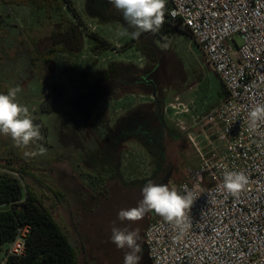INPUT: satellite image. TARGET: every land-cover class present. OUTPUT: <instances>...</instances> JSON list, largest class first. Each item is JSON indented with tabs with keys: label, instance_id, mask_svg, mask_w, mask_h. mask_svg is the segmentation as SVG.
<instances>
[{
	"label": "rangeland",
	"instance_id": "1",
	"mask_svg": "<svg viewBox=\"0 0 264 264\" xmlns=\"http://www.w3.org/2000/svg\"><path fill=\"white\" fill-rule=\"evenodd\" d=\"M69 1L71 6L58 0L60 10L49 12L22 6L0 9V16L8 13L15 24L40 26L44 22L46 38L39 48L61 49L54 56L55 64H50L59 84L71 82L77 98L87 91L92 99L89 108L81 103L73 107L70 104L69 110L75 109V113H67L68 117L56 116L55 110L45 115L47 129L42 131L41 138L47 135L57 150L56 144L68 139L70 132L83 136L98 119L109 117L110 127H115L114 120L123 118L124 111L129 110L136 114L135 125L139 128L145 125L151 110L159 108L171 132H164L162 142L152 152L141 142H127L123 147L119 141L109 143L105 153L110 157V167L95 169L93 178L83 175L87 184L96 188L94 191L86 188L84 195L77 193L72 198L69 191L68 198L57 189L64 195L61 202L47 201L55 220L68 228L73 242L86 247L88 255L84 257L94 264H124L123 249H118L110 239L112 228L133 226L143 235L157 214L149 212L141 220L131 222L120 221L119 211L136 207L142 199V188L149 181L160 184L172 171L169 181L164 183L171 187L184 181L189 170L199 167V156L188 135H197L200 129L191 125V118L210 114L225 98V89L186 29L170 24L176 30L167 36L158 31L141 33L136 39L131 35L122 37L120 32L127 29L131 33L134 29L109 0ZM169 8L167 0L164 21ZM237 41L240 43V38ZM177 98H181L189 114H176L177 109L172 106H178ZM52 107L53 104L48 105L49 109ZM30 110L34 113L36 108ZM32 148H28L29 153ZM78 197L79 202L75 199Z\"/></svg>",
	"mask_w": 264,
	"mask_h": 264
},
{
	"label": "built area",
	"instance_id": "2",
	"mask_svg": "<svg viewBox=\"0 0 264 264\" xmlns=\"http://www.w3.org/2000/svg\"><path fill=\"white\" fill-rule=\"evenodd\" d=\"M169 3L168 20L191 32L225 98L207 116L191 118L200 129L188 135L200 165L174 186L182 194L185 185L197 193L192 226L181 235L155 215L143 232L145 248L151 264H264V123L250 131L248 121V112L264 104V0ZM176 102V114H189L181 98ZM221 165L248 176L238 197L223 191ZM30 231L19 228L1 246L0 264L25 257Z\"/></svg>",
	"mask_w": 264,
	"mask_h": 264
},
{
	"label": "crops",
	"instance_id": "3",
	"mask_svg": "<svg viewBox=\"0 0 264 264\" xmlns=\"http://www.w3.org/2000/svg\"><path fill=\"white\" fill-rule=\"evenodd\" d=\"M2 8L5 7L0 6V9ZM37 27L39 25L24 26L15 23H11L10 26L0 27V93L6 94L10 88L18 87L20 89L17 94L19 102L29 108L33 122L40 126L41 133L42 131L45 133V129H47L43 119L45 115H51L58 111L56 116L61 118L68 117L66 111L55 103L50 110H46L48 99L52 93L51 84L54 83L60 87L64 98L73 101V103L71 102L72 106H76L75 103H81V105L89 108L92 104V99L87 91L85 92L86 94L82 92L83 96L77 98L75 95L77 93H75V90L73 91L71 82L66 81L65 86L60 85L58 77L53 73L50 66L52 72H49V69L38 67L32 62L30 56L23 51H19L21 53H18L13 61H5L7 56L15 55L17 52L16 43L20 38L22 29ZM52 64H55V61ZM33 106L36 108L34 113L30 110ZM158 112L159 109L151 110L150 117L145 120V125L151 127L154 124L157 126L158 123L156 122L158 121H155V118L158 116ZM135 115L133 112L125 110L123 118L114 120L113 125L115 127H110L112 121L108 119L109 117L101 121L98 119L91 124L90 127L92 128L88 127L86 129L83 136L70 132L68 139L56 144L58 146L57 150L54 144L49 142L47 135L45 138L33 141L27 147H16L10 137L0 134V163H5V160L8 159L16 166L25 165L26 162L32 166L37 163V173L40 176H47L53 187L59 189L64 195L67 196L69 191H71V198L72 195L77 193V195H84L83 192L86 188L91 190L94 188L87 184V178L83 177V175L87 174L89 178L90 176L93 178L92 175L95 173V169L101 167L104 170L105 165L110 167V157L105 153L109 143L113 141L120 142L124 137L127 142H140L141 137L143 138L144 131H138V127L135 125ZM93 126L97 128H93ZM112 131L114 134H112ZM152 134L155 138L158 137L157 131L150 128L147 138L151 140ZM28 148H32L30 153ZM41 149H44L43 154H41ZM35 158L38 161H34ZM84 168L91 172L85 171ZM174 185L172 184L171 187ZM80 198L75 199L78 201L81 200ZM84 259L83 264H94L93 260L89 261L87 257Z\"/></svg>",
	"mask_w": 264,
	"mask_h": 264
},
{
	"label": "trees",
	"instance_id": "4",
	"mask_svg": "<svg viewBox=\"0 0 264 264\" xmlns=\"http://www.w3.org/2000/svg\"><path fill=\"white\" fill-rule=\"evenodd\" d=\"M69 6L71 2L64 0ZM0 6L9 8L11 6L30 7L36 11L47 10L57 11L61 6L58 0H0ZM52 16L49 15V20ZM11 17L7 13L0 16V27L10 26ZM164 21L159 32L167 36L174 30L168 20ZM41 23V22H40ZM55 23V22H48ZM44 22L37 28L22 29L20 38L16 43V53L7 56L5 61H13L19 51L27 53L32 62L40 68L49 69L50 64L54 62V56L61 49L55 46L45 51H40L39 46L43 39L46 38ZM192 39L193 36L189 30L185 31ZM52 36H55L52 34ZM51 97L48 99L49 104H57L58 107L66 113H75L69 110L71 99L64 98L63 92L57 84H51ZM46 107V110H50ZM73 107V106H72ZM160 115L162 109L159 108ZM160 120V119H159ZM36 124V123H35ZM150 126L144 130L141 143L151 152L160 144L164 138V125L161 121L157 126L152 128L157 131L158 137L152 134V139H148ZM146 133V134H145ZM9 137V136H8ZM158 148V147H157ZM160 156V155H159ZM163 159V158H162ZM38 168L29 163L16 166L9 159L5 163H0V251L1 246L14 239L17 230L24 226H29L31 231L27 239L26 255L22 258L11 257L7 264H83L84 256L88 255L86 247H80L71 239V233L68 228L55 220L52 207L47 206V201L61 202L64 195L53 187L48 177L40 176ZM137 241L141 245V264H151L148 252L143 242V235H139Z\"/></svg>",
	"mask_w": 264,
	"mask_h": 264
},
{
	"label": "clouds",
	"instance_id": "5",
	"mask_svg": "<svg viewBox=\"0 0 264 264\" xmlns=\"http://www.w3.org/2000/svg\"><path fill=\"white\" fill-rule=\"evenodd\" d=\"M123 14V19L134 31L127 29L120 36L139 38L141 33L158 32L164 24L167 0H109ZM20 89L10 88L7 93H0V134L9 136L16 147H27L41 138L40 126L33 122L29 108L17 98ZM249 130L254 131L258 123H264V104H257L248 112ZM44 149H41L43 154ZM224 168L222 189L227 194L238 197L249 183L243 171H229ZM198 198L195 190L183 186V194L177 187L168 184H155L149 181L142 188V199L136 207L120 210V221H139L146 213L154 212L171 225L179 234H184L192 226L190 211ZM111 241L118 249H129L125 253L124 264H139L141 245L138 230L112 228Z\"/></svg>",
	"mask_w": 264,
	"mask_h": 264
},
{
	"label": "flooded vegetation",
	"instance_id": "6",
	"mask_svg": "<svg viewBox=\"0 0 264 264\" xmlns=\"http://www.w3.org/2000/svg\"><path fill=\"white\" fill-rule=\"evenodd\" d=\"M158 116L155 118V121H161L162 122V124L164 125V130H165V132L166 131H168V133L169 134H171V132H170V128L168 127V125H166V123H165V120H164V113L162 112L161 113V115H160V112H158V114H157ZM160 119V120H159ZM154 120V119H153ZM158 122H156V123H158ZM147 126L148 125H144L143 127H139L138 128V131H143V130H146V128H147ZM154 124H152V128H154ZM151 128V129H152ZM173 136V135H172ZM121 144H120V146H124L126 143H127V141L125 140V137L123 138V139H121ZM164 150V149H163ZM173 173H172V171H170L168 174H167V176H165V178L164 179H162L161 180V183L160 184H164V183H167L168 181H169V178H170V176L172 175ZM166 177H168V179L167 180H165L166 179ZM133 225V224H132ZM129 230H133L134 229V227L133 226H130L129 228H128ZM128 251H130L129 249H127V248H125V249H123L121 252L123 253V257H122V259H123V262H124V256H125V253L126 252H128ZM121 252H119V257L121 258ZM119 258V259H120ZM139 264H141V260H140V262H139Z\"/></svg>",
	"mask_w": 264,
	"mask_h": 264
},
{
	"label": "water",
	"instance_id": "7",
	"mask_svg": "<svg viewBox=\"0 0 264 264\" xmlns=\"http://www.w3.org/2000/svg\"><path fill=\"white\" fill-rule=\"evenodd\" d=\"M168 179V177H166V180Z\"/></svg>",
	"mask_w": 264,
	"mask_h": 264
}]
</instances>
